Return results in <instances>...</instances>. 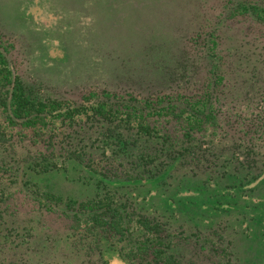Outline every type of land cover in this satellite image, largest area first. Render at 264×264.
<instances>
[{
	"label": "trees",
	"instance_id": "1",
	"mask_svg": "<svg viewBox=\"0 0 264 264\" xmlns=\"http://www.w3.org/2000/svg\"><path fill=\"white\" fill-rule=\"evenodd\" d=\"M179 22L163 59L103 60L126 89L76 98L29 82L0 32V264H264V0Z\"/></svg>",
	"mask_w": 264,
	"mask_h": 264
},
{
	"label": "rangeland",
	"instance_id": "2",
	"mask_svg": "<svg viewBox=\"0 0 264 264\" xmlns=\"http://www.w3.org/2000/svg\"><path fill=\"white\" fill-rule=\"evenodd\" d=\"M198 1L0 0V32L15 40L13 59L29 82L41 81L49 95L76 98L93 85L126 89L123 68L110 74L103 60L135 51H148L154 63L163 59V46L173 45L181 16ZM48 179L51 184L44 183L62 194L86 193L59 176ZM107 264L125 262L112 254Z\"/></svg>",
	"mask_w": 264,
	"mask_h": 264
}]
</instances>
